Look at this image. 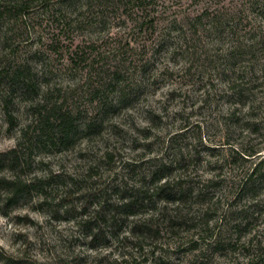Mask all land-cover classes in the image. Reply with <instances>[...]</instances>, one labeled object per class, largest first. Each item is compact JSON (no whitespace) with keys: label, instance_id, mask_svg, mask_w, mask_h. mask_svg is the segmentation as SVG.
<instances>
[{"label":"rangeland","instance_id":"rangeland-1","mask_svg":"<svg viewBox=\"0 0 264 264\" xmlns=\"http://www.w3.org/2000/svg\"><path fill=\"white\" fill-rule=\"evenodd\" d=\"M152 1L29 0L0 18V145L16 140L0 154L18 156L0 170V211L42 194L50 198L37 207L51 217L25 257L0 252L5 264H264V178L243 187L264 156V2L252 10L241 0H170L162 10ZM237 75L245 94L229 88ZM177 101L169 119L151 114L166 141L106 122L124 106L140 115L154 103L168 115ZM59 111L71 120L66 133ZM161 166L182 202L142 197ZM14 180L28 190L15 193L5 184ZM123 191L140 199L136 214L115 209ZM84 217H98L94 238ZM102 248L128 259L93 255ZM45 252L55 258L32 259Z\"/></svg>","mask_w":264,"mask_h":264},{"label":"clouds","instance_id":"clouds-1","mask_svg":"<svg viewBox=\"0 0 264 264\" xmlns=\"http://www.w3.org/2000/svg\"><path fill=\"white\" fill-rule=\"evenodd\" d=\"M170 3V0H162L160 4L161 9L163 10L165 4ZM172 7H176V5H172ZM171 10V9H169ZM112 33H106L105 35H111ZM103 38V37H101ZM164 66H167V61H164ZM177 65L176 67H179ZM46 71V70H45ZM175 83H170L165 88L161 89V92L166 93L170 89L176 88ZM114 97L118 96L114 93L112 94ZM156 96L159 98L161 105H163L164 101L166 100V96L157 93ZM99 104V101L97 102ZM161 105H156L154 103L151 104H142L141 113L137 115V108L136 106H124L121 108L120 115H112L109 119L106 120L107 123L110 125H119L120 128L124 129L127 133L131 136H135L140 140H144L143 136L139 135L138 130L140 129H150L153 135L147 138L148 141L156 139L157 136L163 137L165 141L167 140V136L165 135L166 129L161 127H156L153 125V121L151 119V114L153 112L160 113V115L164 116V119L167 120L170 118V115L179 110V101L176 102L171 107H168V115H165L164 112L161 110ZM92 115L93 113H89ZM124 117H127L125 122H122ZM147 142V141H145ZM130 143V141H129ZM16 144L15 139H9L5 141L4 145H0V150H4L7 146L14 147ZM135 155V154H133ZM152 156H162L163 152H153L151 153ZM128 155H125V159H129ZM145 159L148 157L145 156ZM59 171V169H57ZM119 171V169H117ZM37 176H42V173H36ZM206 175H211L210 173ZM9 179H15L14 177H8ZM28 182H31L29 180ZM135 187H139V184L134 185ZM70 187V185H69ZM50 197H45L44 195H36L34 194L33 197L28 200L27 202L20 203L15 205L7 211H0V252L3 253L5 257H9L12 259H20L25 257L26 250L28 249L29 245L31 244L33 249L37 246V241L39 239L37 232L41 230V226H44L42 231L47 233L48 225L47 222L50 221L51 217L49 213L42 211L37 206L40 205L45 201V199ZM59 199V197H57ZM116 203H126L127 201L122 200H115ZM7 203V193L0 196V208L4 207V204ZM100 205H93L94 209H98ZM28 217L31 221H35V225L23 220L22 218ZM89 217H84L83 219H88ZM63 228V225L60 226ZM73 230L79 227L76 222H73L71 225ZM63 235L67 236L68 233L64 232ZM124 235H128L131 238V234L129 232L124 233ZM46 238V237H45ZM91 239V237H88ZM52 243H56L58 245L57 251H59V241H52ZM115 246V245H114ZM109 253H112L111 256L108 257L109 261H118L123 259H128V257L121 256L119 252H113L112 248H102L98 250V252L93 253L94 256H108ZM55 258V252L49 256L46 252L42 255L33 254L32 259L37 261H44V260H53ZM243 259V257H241ZM0 264H5L4 260H0Z\"/></svg>","mask_w":264,"mask_h":264},{"label":"trees","instance_id":"trees-1","mask_svg":"<svg viewBox=\"0 0 264 264\" xmlns=\"http://www.w3.org/2000/svg\"><path fill=\"white\" fill-rule=\"evenodd\" d=\"M119 1H125V0H118ZM131 1V0H127ZM261 1L264 2V0H241L240 6H246V2L248 6L252 8H255L254 6H257L258 3ZM12 2V3H11ZM29 0H0V18L4 16L8 11H12L14 8L18 9H23L26 7L27 3ZM122 3V2H121ZM153 1L152 0H138V5L140 7H146L147 5H152ZM155 5V4H153ZM150 14H146L145 17L148 18ZM148 20V19H146ZM153 18H150L147 22L152 23ZM146 22V23H147ZM144 23V21H143ZM262 77H264V71L262 70ZM1 73V72H0ZM240 79V81H238ZM244 77L242 75H237L235 79L229 80V88L231 89L232 92L238 93L240 95L245 94L248 89L247 83H241L243 81ZM11 84H13L15 81L14 79L11 80ZM58 126H60V131L61 132H68V129L70 128L71 120L69 119L65 113H62L59 111L58 113ZM246 155H250L248 153H245ZM18 163V156H17V149L12 148L9 151L0 154V170L5 168V166L8 167H14ZM166 167H159L157 168L154 173L152 180L154 181V185L147 190H145L144 194L142 197H144L147 200H153L154 198H161L165 202H182L183 200V190H180L179 192H176L174 189H172V184L171 182L167 179L168 174L165 172ZM264 178V156L255 163V166L252 167L250 172L247 174L245 177V182L243 187L246 189L254 190L256 188L257 182L259 183L261 179ZM2 180H0V189L4 186L2 184ZM6 185L15 187L16 189L14 192H22L25 190H28V185L25 183L20 182L19 180H14V181H5ZM119 200L122 201H127L126 203H116L115 209L118 208H123L124 212L127 214H136L135 207L139 206V201L140 199L135 196V194H128L127 192L123 191L120 195ZM112 210V209H111ZM113 218H115V215H112ZM98 219V217H95ZM93 218V220H95ZM91 218L84 219L83 222L86 225V227L91 228L90 231H88V235L91 236L92 238L95 237V232L94 228L99 227V226H90V222L93 221ZM95 224V223H94ZM7 262V261H5ZM189 264H202L201 261L198 260H193Z\"/></svg>","mask_w":264,"mask_h":264}]
</instances>
